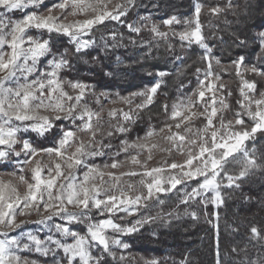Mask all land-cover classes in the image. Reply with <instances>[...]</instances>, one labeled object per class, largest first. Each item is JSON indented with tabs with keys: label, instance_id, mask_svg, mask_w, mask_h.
Instances as JSON below:
<instances>
[{
	"label": "snow or ice",
	"instance_id": "6c2138e0",
	"mask_svg": "<svg viewBox=\"0 0 264 264\" xmlns=\"http://www.w3.org/2000/svg\"><path fill=\"white\" fill-rule=\"evenodd\" d=\"M139 7L138 0H0V167H14L9 175L25 186L20 192L0 179V264H131L122 237L148 224L169 225L181 215L197 218L192 205L219 209L225 190L264 173V152L257 156L255 148L264 139V84L258 87V79L264 81V23H246L250 0H197L190 17L172 15L160 23L138 12L130 20ZM81 14L83 19L68 20ZM221 18L226 27L235 24L227 39L213 23ZM99 27L109 38L102 35L98 45L93 33ZM120 29L127 30L128 44L148 55L154 44L164 42L174 53L178 43L199 49L204 65L195 68V87L184 92L182 85L176 101L161 104L159 126L149 123L135 139L130 137L160 101L171 73L147 71L143 88L121 95L97 91L77 68L79 62L94 65L89 71L109 82L126 77L124 60H112L125 47ZM229 41L241 53L224 65L218 50ZM173 59L183 64L185 57ZM225 74L240 81L238 107L227 100L232 92L225 91ZM109 103L114 107L106 108ZM157 136L160 143L153 142ZM153 150L167 154L157 166L149 164ZM236 160L241 166L231 171ZM125 164L129 168L119 171ZM173 195L178 203L166 209ZM33 214L35 220L26 219ZM213 215L216 264H222L219 212ZM29 223L46 228L42 238L24 231ZM226 227L235 232L239 226ZM246 228L249 243L232 247L231 264H264V219L248 221Z\"/></svg>",
	"mask_w": 264,
	"mask_h": 264
},
{
	"label": "trees",
	"instance_id": "16d2710c",
	"mask_svg": "<svg viewBox=\"0 0 264 264\" xmlns=\"http://www.w3.org/2000/svg\"><path fill=\"white\" fill-rule=\"evenodd\" d=\"M195 2L197 0H138V3L142 7L133 11L130 20L137 19V12L140 16L151 15L152 19L157 23L172 15L183 20L192 15ZM199 2L207 5L215 4L218 0H199ZM250 2L252 5L251 19L246 21V23L249 25L264 23V0H250ZM206 11L207 9L205 8L204 12L206 13ZM227 19L232 21L234 17L229 15ZM201 21L205 26L204 30L206 32L209 31L207 27L208 17L204 13H202ZM213 23L218 28L225 29L222 33L225 39L228 38V33L235 27V24L232 27H226L223 23V18L220 20L213 19ZM113 27H115L114 24L109 25V29ZM120 31L125 33L124 40L122 41L125 47L116 49L112 55V60L115 61L116 56H120L124 60V64L128 67L129 73L126 77L117 78L109 82L99 73L93 75L89 71L95 67L94 65L79 62L77 68L79 69V78L95 84L97 91H102L107 88L108 91L120 93L121 95H127L129 92L143 88L144 84L150 79L145 75L147 71L155 72L158 70H166L171 73L165 78L160 101L152 107L151 113H145L144 120L137 125L136 131L130 137V139H135L137 133L141 136L144 134L141 130L146 129L149 123L159 126V121L164 119L163 113L161 112V104L167 102L171 105L176 101L180 95L182 85V91L184 92H187L190 87H195V68H203L204 65L199 59V49H196L195 52L181 49L177 43L175 52L173 53L168 51L164 42H160L158 45H153L151 54L148 55L139 46L128 44L126 29H120ZM102 35L105 38H109L108 30L103 27H99L93 33V38L97 41L98 45L103 43L100 39ZM144 36L147 38L148 33H144ZM240 53L241 50L231 46L230 41L218 50V55L224 65H227L230 59L235 58ZM248 54L251 55V50H249ZM146 55L147 59H145ZM175 55L185 57L184 63L180 64L175 61L173 59ZM73 75H76V73H73ZM247 78L251 79L252 77L249 76ZM223 81L227 85L225 91L230 89L232 92V95L227 97L229 104L233 107H238L236 101L240 99L239 79L234 74H225L223 75ZM261 84H264V81H259L258 79V87ZM149 115L153 116L151 122L148 120ZM114 143L117 142L114 141ZM248 147L252 148L253 145L248 143ZM255 148L257 149V156L264 152V139L259 140L255 144ZM118 159H124L123 155ZM240 166V161L236 160L229 165V169L231 171H238ZM223 195L225 196V203L219 209H216L211 204L206 209L199 205H192L189 211L195 210L197 212V218H193L190 215H181L179 220H174L169 225H161L159 222L148 224L140 232L122 237L130 245L124 254L130 258L131 264H146V262L152 260L158 261L159 264H179L184 258L188 259L189 264H216L217 235L214 227L215 217L213 213L218 211L220 216L219 239L221 261L222 264H231L233 259L232 247H243L249 243L247 239V222L264 219V207L260 204V201L264 200V173L257 171L242 184L240 189L225 190ZM250 196L253 199L249 200L248 197ZM176 203H178V197L177 195H173L170 201H166L165 208H171ZM183 207L181 205V210ZM226 225L239 227L237 231L233 232ZM253 251L255 250L253 249Z\"/></svg>",
	"mask_w": 264,
	"mask_h": 264
},
{
	"label": "rangeland",
	"instance_id": "374dc122",
	"mask_svg": "<svg viewBox=\"0 0 264 264\" xmlns=\"http://www.w3.org/2000/svg\"><path fill=\"white\" fill-rule=\"evenodd\" d=\"M50 4L51 3H55L56 0H49ZM116 0H113V3H115ZM84 18V15L81 14L77 17H72V16H69L68 17V20L69 21H72L73 19H83ZM209 94L206 93V97L208 96ZM114 107V105L112 104H107L106 105V108H112ZM115 107H124L123 105H115ZM199 121L196 122L197 125H199ZM153 142H157V143H160V139L159 137H154L153 138ZM154 151V159L152 161H149V164L152 165V166H157L158 163L165 157L167 156L166 153H161L159 150H153ZM170 158V157H169ZM177 159H182V156L180 155H177L176 157ZM123 160V159H122ZM129 168V165L128 164H125L123 166V168H121L119 171H126L127 169ZM15 171V168L14 167H9V168H1L0 167V179H2L3 181L7 182V181H12L13 184L17 185L18 186V190L20 192H23L25 191V186L24 185H21L19 184V181L13 177V176H10L9 173ZM105 179H107V177H105ZM131 179V181H135L138 179V177H133V178H129V177H122V180H125V181H129ZM37 217L35 216V214H33L31 217H26V219H29V220H35ZM131 219V218H129ZM25 232H32L33 234H38L41 236V238L43 237V233L46 231V228L44 226H41V225H36V224H32V223H29L28 225H26L25 229H24ZM33 255V256H31ZM29 258L31 259H35V258H38L37 257V254H31ZM41 260H43L44 258L40 257Z\"/></svg>",
	"mask_w": 264,
	"mask_h": 264
}]
</instances>
